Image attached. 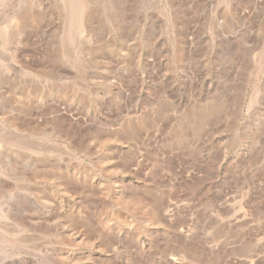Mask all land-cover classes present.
<instances>
[{"label":"rangeland","instance_id":"374dc122","mask_svg":"<svg viewBox=\"0 0 264 264\" xmlns=\"http://www.w3.org/2000/svg\"><path fill=\"white\" fill-rule=\"evenodd\" d=\"M0 264H264V0H0Z\"/></svg>","mask_w":264,"mask_h":264},{"label":"bare ground","instance_id":"6f19581e","mask_svg":"<svg viewBox=\"0 0 264 264\" xmlns=\"http://www.w3.org/2000/svg\"><path fill=\"white\" fill-rule=\"evenodd\" d=\"M81 2V1H80ZM82 3V2H81ZM81 6V5H80Z\"/></svg>","mask_w":264,"mask_h":264}]
</instances>
